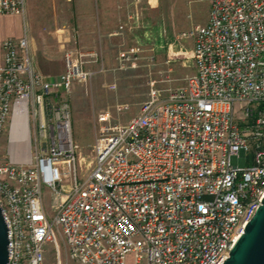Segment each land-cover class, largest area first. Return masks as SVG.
<instances>
[{
  "label": "built area",
  "instance_id": "built-area-1",
  "mask_svg": "<svg viewBox=\"0 0 264 264\" xmlns=\"http://www.w3.org/2000/svg\"><path fill=\"white\" fill-rule=\"evenodd\" d=\"M205 1L207 21L175 36L191 41L193 72L166 95L152 87L126 123L103 125L82 175L66 95L95 73L86 64L96 52L65 51L63 70L49 77L25 33L2 41L0 134L8 124L12 144L0 162L7 264L227 257L264 195V0ZM25 10V0H0V14L24 18ZM241 151L240 167L231 158Z\"/></svg>",
  "mask_w": 264,
  "mask_h": 264
},
{
  "label": "rangeland",
  "instance_id": "rangeland-1",
  "mask_svg": "<svg viewBox=\"0 0 264 264\" xmlns=\"http://www.w3.org/2000/svg\"><path fill=\"white\" fill-rule=\"evenodd\" d=\"M171 7L167 24L177 32L202 20L207 14L208 2L172 0ZM130 12L128 30L121 46L112 52L109 63H100L99 58L97 62L87 63L95 73L86 81L73 83L66 95L71 137L77 145L76 169L80 175L93 165V143L103 125L126 123L139 112L152 87L166 95L168 89L182 85L185 77L193 72L190 40H178L176 34L172 36L158 11L154 14L144 0L137 9L132 5ZM120 51H125L128 58L122 62V67L118 59ZM59 62L62 71V56ZM103 112L109 113L106 122L97 120ZM7 133L8 124L0 134V162L7 157ZM231 161L243 166V151L239 156H232ZM50 259L48 255L47 261Z\"/></svg>",
  "mask_w": 264,
  "mask_h": 264
},
{
  "label": "crops",
  "instance_id": "crops-1",
  "mask_svg": "<svg viewBox=\"0 0 264 264\" xmlns=\"http://www.w3.org/2000/svg\"><path fill=\"white\" fill-rule=\"evenodd\" d=\"M140 1L25 0L24 18L16 14H0V65L2 41L7 37L17 39L24 33L28 37L34 65L45 76L53 77L61 72L59 58L65 51H93L100 63L108 64L112 52L121 46L128 30L132 5L137 9ZM144 1L154 14L158 11L172 36L207 21L205 14L199 22L174 32L167 24L172 0Z\"/></svg>",
  "mask_w": 264,
  "mask_h": 264
},
{
  "label": "water",
  "instance_id": "water-1",
  "mask_svg": "<svg viewBox=\"0 0 264 264\" xmlns=\"http://www.w3.org/2000/svg\"><path fill=\"white\" fill-rule=\"evenodd\" d=\"M8 251V226L0 210V264H7ZM220 264H264V195Z\"/></svg>",
  "mask_w": 264,
  "mask_h": 264
},
{
  "label": "bare ground",
  "instance_id": "bare-ground-1",
  "mask_svg": "<svg viewBox=\"0 0 264 264\" xmlns=\"http://www.w3.org/2000/svg\"><path fill=\"white\" fill-rule=\"evenodd\" d=\"M22 137H23V135L20 133V138H22ZM9 148H12V144L9 145Z\"/></svg>",
  "mask_w": 264,
  "mask_h": 264
}]
</instances>
